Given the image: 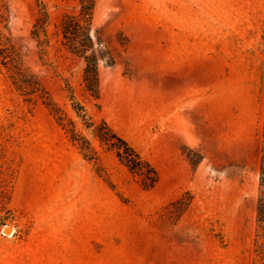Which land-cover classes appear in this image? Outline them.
Returning <instances> with one entry per match:
<instances>
[{
  "label": "rangeland",
  "instance_id": "1",
  "mask_svg": "<svg viewBox=\"0 0 264 264\" xmlns=\"http://www.w3.org/2000/svg\"><path fill=\"white\" fill-rule=\"evenodd\" d=\"M49 15L43 59L30 31ZM25 66L98 152L87 161L38 97L0 69V149L17 170L0 207V264H262L255 253L264 146V0H96L93 29L115 64L84 61L55 24L77 0H9ZM105 121L156 169L144 190L76 117ZM190 199L178 212L173 204ZM9 227L11 232L5 233Z\"/></svg>",
  "mask_w": 264,
  "mask_h": 264
},
{
  "label": "trees",
  "instance_id": "2",
  "mask_svg": "<svg viewBox=\"0 0 264 264\" xmlns=\"http://www.w3.org/2000/svg\"><path fill=\"white\" fill-rule=\"evenodd\" d=\"M77 4L76 12L64 14L54 25L55 34L63 48L84 61L82 76L84 88L91 97L97 99L99 97L98 62L103 61L107 66H113L115 60L99 30L93 29L96 0H77ZM38 6L39 14L30 35L36 42L40 58L43 59L49 46L47 32L49 15L42 2ZM12 17L13 11L9 0H0V69L5 71L11 85L25 97L27 102H34L36 97L42 100L65 129L69 139L78 146L85 160L98 163L99 154L89 140L77 130L72 120L68 119V124L64 123L65 114L44 91L38 78L25 66L10 31ZM66 86L72 110L85 128L92 129L100 145L115 155L128 172L136 177L144 190L153 188L158 182V173L152 164L143 159L137 150L127 140L116 134L105 121L92 125L85 106L76 99L68 83ZM12 164V161L5 157L4 151L0 149V207L3 208L10 201L16 179L17 170L12 167ZM189 203L190 199L182 196L173 204V207L181 212ZM255 253L264 264V146L260 159L259 193L256 204Z\"/></svg>",
  "mask_w": 264,
  "mask_h": 264
},
{
  "label": "water",
  "instance_id": "3",
  "mask_svg": "<svg viewBox=\"0 0 264 264\" xmlns=\"http://www.w3.org/2000/svg\"><path fill=\"white\" fill-rule=\"evenodd\" d=\"M10 230H11V228H9V227H6V228L4 229V232H5V233H9V232H10Z\"/></svg>",
  "mask_w": 264,
  "mask_h": 264
},
{
  "label": "bare ground",
  "instance_id": "4",
  "mask_svg": "<svg viewBox=\"0 0 264 264\" xmlns=\"http://www.w3.org/2000/svg\"><path fill=\"white\" fill-rule=\"evenodd\" d=\"M12 231V229L10 230V232Z\"/></svg>",
  "mask_w": 264,
  "mask_h": 264
}]
</instances>
